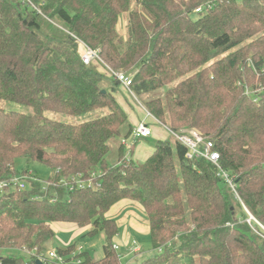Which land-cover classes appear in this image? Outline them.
I'll return each instance as SVG.
<instances>
[{
	"label": "trees",
	"instance_id": "1",
	"mask_svg": "<svg viewBox=\"0 0 264 264\" xmlns=\"http://www.w3.org/2000/svg\"><path fill=\"white\" fill-rule=\"evenodd\" d=\"M79 42L103 64L85 65ZM107 67L132 74L139 97L172 86L147 101L148 112L174 131L201 132L219 167L162 140L139 164L120 146L119 164L110 166L112 141L128 139L133 127L103 84L116 83ZM0 102L33 111L0 107V183L29 174L19 160L54 172L2 194L0 249L22 255L0 264H37L21 250L45 253L57 223L105 235L103 259L84 251V264H122L119 227L107 214L124 200L143 207L158 251L139 264H264L263 232L246 223L248 211L264 226V0H0ZM97 111L107 113L62 119ZM97 171L99 188L61 183Z\"/></svg>",
	"mask_w": 264,
	"mask_h": 264
},
{
	"label": "rangeland",
	"instance_id": "2",
	"mask_svg": "<svg viewBox=\"0 0 264 264\" xmlns=\"http://www.w3.org/2000/svg\"><path fill=\"white\" fill-rule=\"evenodd\" d=\"M125 25H126L125 21H122V23L120 25L121 31L123 30L122 32H125ZM228 54L229 53L222 54L219 56V58L227 56ZM95 65H97V63ZM103 72L105 73L106 77L110 78L109 73H107L108 71L105 70ZM130 75H132V74H130ZM110 83L111 82H108V83L104 82L103 84L110 85ZM170 87H172V86H170ZM170 87H166L160 91L151 93V94L143 96V97H139L132 90L126 89L124 99H126L132 105V107H137L136 111L138 113H136V115H137L136 120H138L139 123L146 121V120L152 122V118H151L152 115L148 112V110L146 108L147 101H149L151 99H157V98L164 99L165 93L168 91V89ZM0 107H3L7 111H15V112L24 113V114H33L32 109H30L28 107L21 106V105H17V104L0 102ZM106 113H107L106 111H97L93 114L83 115V116L77 117V118L65 117L62 119L66 120L69 123H80V122H85V121H88V120L96 118V117H100ZM149 114L151 116H149ZM149 124L153 127V125L151 123H149ZM168 127H169V124H168ZM183 130H185V129H183ZM153 137L139 141L135 146V150L137 151L138 149H146V150H148V152L153 151L155 148L156 142H157V140ZM123 139H125V138H120V139L118 138V139L113 140L111 143L112 147H111L110 153L108 154V156L106 158L107 163L110 166H115V165L119 164V155H120L119 154V147L123 145ZM124 141L128 145V147L125 148V150H124V156L126 157L128 155L129 150H130V147L133 145V139L130 136L128 139H126ZM171 142H173V141L171 140ZM173 143H175V142H173ZM136 151H135V153H136ZM136 163L139 164V162H136ZM27 165H28V168L30 171L29 173H31L33 176L40 179L41 181L45 182L46 180L49 179L50 176L54 175L53 171H51L46 166L39 164L37 162L27 164L26 161L19 160L17 163V169L20 172H22L26 169ZM110 218H112L116 221L120 219V217H118V218L110 217ZM127 226H129V224H127ZM52 228L55 232V237L51 242H49L46 245L47 250L59 249V248L64 249V248H67L71 245H75L77 248H83L85 252H88L94 262H98V261H101L103 259V257H104L103 247L105 244V235L103 233L90 235L89 233L91 231V227L79 228L75 225L68 224V223L53 224ZM122 229L123 228L120 229V234H122V231H123ZM129 233L134 236L133 238L136 239V243H137L140 251H139V253L132 251L131 253L135 258L131 261L129 259H122V261H121L122 264H139L142 261H145V260H147L151 257H154L158 254V251H154L151 248L149 235H142V236L136 235V233L132 229H130ZM118 253H119V255L121 254L120 256L128 254L125 250H122L121 252H118ZM9 255L20 256V255H22V253L20 251H11V250L0 249V258L9 256Z\"/></svg>",
	"mask_w": 264,
	"mask_h": 264
},
{
	"label": "built area",
	"instance_id": "3",
	"mask_svg": "<svg viewBox=\"0 0 264 264\" xmlns=\"http://www.w3.org/2000/svg\"><path fill=\"white\" fill-rule=\"evenodd\" d=\"M196 12H200L197 10ZM79 54L81 57L82 62L85 65H92L95 63H102V60L99 57L98 51H94L84 43L79 42ZM107 71L111 77L116 79L119 83H121L126 89L130 90L132 86V78L131 76L122 73V72H115L109 67H107ZM149 116H151L149 114ZM154 124L164 129L169 137V141H173L184 146L187 149L186 157L190 160L193 159H205L217 167L218 161L220 159L219 154L214 150V145L212 142L207 141L201 132L191 129V130H181V131H174L170 127L156 121V119L151 116ZM131 137L133 139V145L130 147L128 155L125 157L127 161L133 160L132 158V147L142 141L144 139H148L153 137V127L147 122L143 121L136 126L133 127L131 132ZM126 139H123V147L127 148L128 145L125 143ZM220 169V168H219ZM221 174L226 180V182L232 187L235 191V186L233 184L232 179L229 177L228 173L221 170ZM101 173L99 171L91 173L89 176L85 178L83 174L75 175L69 179H63L61 183L68 185L70 191H74L75 189L84 190V189H94L99 188L100 183L96 182L95 179L99 177ZM29 179H33L31 173L25 176H19L12 179L9 182H1L0 183V198L3 193L7 190L15 191L20 190L24 191L28 187ZM248 219L246 223L251 226L252 229L255 230V225L259 227L263 234H260L264 238V226L258 222L248 211ZM259 234V233H258ZM133 252L139 253V248L136 242L133 243ZM115 250H118L119 247L117 245L114 246ZM26 256L28 257H35L37 261H41L43 264H84V260L81 257L82 253L84 252L83 248H77L74 251L64 255L61 254L57 249H49L45 253L39 254L37 249L29 250L24 248L21 250Z\"/></svg>",
	"mask_w": 264,
	"mask_h": 264
},
{
	"label": "crops",
	"instance_id": "4",
	"mask_svg": "<svg viewBox=\"0 0 264 264\" xmlns=\"http://www.w3.org/2000/svg\"><path fill=\"white\" fill-rule=\"evenodd\" d=\"M108 83V82H107ZM106 89L111 91L113 95L115 96L118 103L122 106L124 111L127 113L129 121L132 125V127L136 126L139 121L136 120L138 113L137 107H132V105L124 99L125 96V90L126 88L116 81L115 84L110 83V85H105ZM147 121V120H146ZM148 123H151L153 125V138H155L157 141H169V137L167 133L162 129L161 127L154 124V121H147ZM137 144V143H136ZM135 149L132 154V158L134 162L142 163L146 161L149 156L151 155V152H148L146 149H138L135 153ZM107 217L109 219H112L110 217H120L119 220H115L119 227V233L116 237V244L119 249L118 252H121L122 250H125L128 254H125L121 257L122 259H129L130 261L133 260L135 257L132 255L133 251V243L136 242V239L133 238L134 236L129 233L130 229H132L136 235L142 236V235H149L150 237V224L147 217V214L142 206L139 204L132 202V201H121L117 205H115L111 211L107 214ZM114 220V219H113ZM129 224V226H127ZM123 228L122 234H120V229ZM121 255V254H120ZM93 261V260H92ZM94 262V261H93Z\"/></svg>",
	"mask_w": 264,
	"mask_h": 264
},
{
	"label": "water",
	"instance_id": "5",
	"mask_svg": "<svg viewBox=\"0 0 264 264\" xmlns=\"http://www.w3.org/2000/svg\"><path fill=\"white\" fill-rule=\"evenodd\" d=\"M36 263H37V264H43L41 261H37Z\"/></svg>",
	"mask_w": 264,
	"mask_h": 264
}]
</instances>
